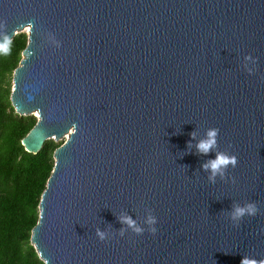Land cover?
I'll return each instance as SVG.
<instances>
[{
	"label": "water",
	"instance_id": "obj_1",
	"mask_svg": "<svg viewBox=\"0 0 264 264\" xmlns=\"http://www.w3.org/2000/svg\"><path fill=\"white\" fill-rule=\"evenodd\" d=\"M26 28L21 144L65 138L31 231L45 264L264 262V0H0V40ZM215 152L237 165L210 180Z\"/></svg>",
	"mask_w": 264,
	"mask_h": 264
},
{
	"label": "trees",
	"instance_id": "obj_2",
	"mask_svg": "<svg viewBox=\"0 0 264 264\" xmlns=\"http://www.w3.org/2000/svg\"><path fill=\"white\" fill-rule=\"evenodd\" d=\"M26 43L27 34L19 32L7 53L0 52V264H45L31 243V231L54 167L53 152L63 142L47 139L36 153L21 144L37 120L18 114L10 101L12 74Z\"/></svg>",
	"mask_w": 264,
	"mask_h": 264
},
{
	"label": "clouds",
	"instance_id": "obj_3",
	"mask_svg": "<svg viewBox=\"0 0 264 264\" xmlns=\"http://www.w3.org/2000/svg\"><path fill=\"white\" fill-rule=\"evenodd\" d=\"M10 45L9 38L5 35L2 40H0V52L7 53ZM251 71V69H249ZM193 139H195V132L192 134ZM218 135V129L210 128L208 129L205 137L198 140L195 144L196 150L200 154L207 155L210 151H214L217 145L216 137ZM189 147H191V141H189ZM237 165V157L235 154H228L224 152H215L213 158H209L201 167L205 170H210L209 179L214 180L217 174L223 175L224 171L229 167L235 168ZM257 212V207L254 202H250L244 206H234L231 211V218L233 220H239L245 215L253 216ZM123 223H126L129 227L133 229L136 233H142L144 230L136 225L135 220L131 216L120 217ZM146 223L149 225H155L157 223V218L155 216L149 215ZM151 233H156L157 228L155 226L150 228ZM96 236L100 240H105L106 235L103 231L97 229ZM240 264H264L262 261H257L253 257L242 256Z\"/></svg>",
	"mask_w": 264,
	"mask_h": 264
},
{
	"label": "rangeland",
	"instance_id": "obj_4",
	"mask_svg": "<svg viewBox=\"0 0 264 264\" xmlns=\"http://www.w3.org/2000/svg\"><path fill=\"white\" fill-rule=\"evenodd\" d=\"M22 32H25V33H26V29L23 30ZM11 82H12V80H11ZM33 115H36V114H33ZM64 140H65V138H62V139H60V140H58V141H64Z\"/></svg>",
	"mask_w": 264,
	"mask_h": 264
},
{
	"label": "bare ground",
	"instance_id": "obj_5",
	"mask_svg": "<svg viewBox=\"0 0 264 264\" xmlns=\"http://www.w3.org/2000/svg\"><path fill=\"white\" fill-rule=\"evenodd\" d=\"M26 30H27V28H26Z\"/></svg>",
	"mask_w": 264,
	"mask_h": 264
}]
</instances>
